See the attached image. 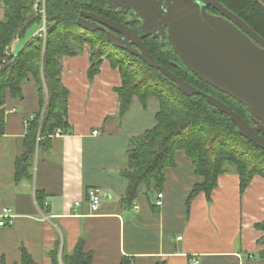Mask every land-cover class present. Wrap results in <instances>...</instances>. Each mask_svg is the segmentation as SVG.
<instances>
[{
	"label": "crops",
	"instance_id": "0c3cea01",
	"mask_svg": "<svg viewBox=\"0 0 264 264\" xmlns=\"http://www.w3.org/2000/svg\"><path fill=\"white\" fill-rule=\"evenodd\" d=\"M22 45L15 39L9 49L16 53ZM88 55L84 45L79 54L62 58L70 133L54 136L47 151L35 148L31 179L16 181L14 170L24 147L23 119L39 109L33 79L22 83L21 99L8 95L5 100L0 212L9 208L13 218L0 226V264H18L23 250L35 263L51 264V250L70 253L80 240L92 255L91 264H119L122 257L131 264H189L192 259L198 264H264L257 256L264 250V231L255 226L264 223V178L259 175L240 193L238 174L229 168L218 177L211 200L201 192L187 208L199 177L179 150L175 165L165 170L160 205L152 209L155 194L143 192L131 206L121 205L129 139L153 125L157 104L150 100L143 108L133 99L118 117L114 88L120 85L119 72L103 60L90 79ZM90 187L101 190L96 212L89 207ZM39 205L48 219H41Z\"/></svg>",
	"mask_w": 264,
	"mask_h": 264
},
{
	"label": "trees",
	"instance_id": "16d2710c",
	"mask_svg": "<svg viewBox=\"0 0 264 264\" xmlns=\"http://www.w3.org/2000/svg\"><path fill=\"white\" fill-rule=\"evenodd\" d=\"M33 2L0 0L3 9L0 18V129L4 125L7 96L21 99L24 81L33 79L35 82L39 104L26 127L23 150L15 160L16 181L32 178L30 167L35 148L47 151L57 128L62 135L70 133L68 90L61 82L62 58L79 54L84 45L89 48L87 75L90 79L100 71L103 60L119 72L120 85L114 88L118 117L125 114L133 99L143 108L150 100L157 104L153 125L129 139L127 167L121 171L126 181L120 199L122 206H131L141 192L156 196L165 182V170L175 165V154L179 150L190 159L194 173L199 177L189 192L187 208L198 193L203 192L207 200H211L218 177L229 167L238 174L240 193L254 176L264 178V150L242 136L225 113L213 109L204 94L220 99L250 122L252 118L247 108L191 73L169 43L162 45L159 38L150 35L142 37L157 64L197 88L201 94H185L159 69L149 66L133 51L114 45L107 37L106 27L89 29L78 25L83 10L116 19L107 0H46L44 40L31 31L41 25L40 17L33 12ZM220 2L264 39L262 5L255 0ZM15 39L23 41V45L12 53L9 46ZM35 197L37 202H42L38 191H35ZM156 206L155 202L151 203L152 209ZM255 226L264 231V223ZM260 241L264 243V236ZM49 255L51 264L92 262V255L84 251L82 240L70 253L55 248ZM257 256L264 261V250ZM18 264L37 263L23 250ZM119 264L131 263L129 258L122 257Z\"/></svg>",
	"mask_w": 264,
	"mask_h": 264
},
{
	"label": "water",
	"instance_id": "95a60500",
	"mask_svg": "<svg viewBox=\"0 0 264 264\" xmlns=\"http://www.w3.org/2000/svg\"><path fill=\"white\" fill-rule=\"evenodd\" d=\"M152 1L155 13L156 3ZM201 1L202 4L199 0H174L167 6L161 22L168 27L166 39L191 73L247 108L255 126L220 99L204 94L213 109L225 113L242 136L264 150V39L219 0ZM206 4L212 5L221 16L207 12L204 9ZM133 7L144 19L139 29L145 34H138L125 24L90 12H84L77 23L92 29L86 24L88 19L96 26L106 27L107 37L114 45L133 51L149 66L159 69L185 94H201L152 58L140 36L149 35L146 33L156 29L149 25L152 6L147 0H139Z\"/></svg>",
	"mask_w": 264,
	"mask_h": 264
},
{
	"label": "flooded vegetation",
	"instance_id": "af4514ba",
	"mask_svg": "<svg viewBox=\"0 0 264 264\" xmlns=\"http://www.w3.org/2000/svg\"><path fill=\"white\" fill-rule=\"evenodd\" d=\"M136 1H139V0H117V2H110L107 0V3L109 4L110 8L113 9V11L116 13V15H115L116 19H112L110 17H106V18H110L114 21L125 24L130 29L137 31L138 34H145L144 31H141L139 29L140 25L142 24L141 21H144V19L141 16V14L139 13V11L133 7V4ZM150 1L151 0H147V2L152 6L151 10L153 9L152 10L153 14H152L151 22L149 23V25L151 27H155L156 29L154 32L152 31V32L146 33V34H149L151 37H154V38H159V40L161 41V44L165 45V42L168 43V41L166 39L168 27L161 22H162V20H164L163 16L166 14L167 6L170 3H172L174 0H153L152 2L156 3L155 13H154L153 4ZM199 2L201 4L203 3L201 0H199ZM219 2H220V0H219ZM224 7L227 8L226 6H224ZM204 9L214 16H221L220 12L217 9H215L212 5L206 4V5H204ZM84 12H90V13H94V14L99 15V16H104V15L99 14V13L83 10L81 12L82 18L84 16L83 15ZM223 18L227 19L224 16H223ZM86 24L89 25L92 29L97 28V27L103 28V27H101V25L96 26L91 20H88V19H86ZM113 33H115L117 36H119V33H116V32H113ZM140 36L142 39L143 35H140ZM142 42H143V39H142ZM143 44H144V42H143ZM131 47L136 48L132 45H131ZM250 122L252 123V125L255 126L254 120H251Z\"/></svg>",
	"mask_w": 264,
	"mask_h": 264
},
{
	"label": "built area",
	"instance_id": "2783aa9c",
	"mask_svg": "<svg viewBox=\"0 0 264 264\" xmlns=\"http://www.w3.org/2000/svg\"><path fill=\"white\" fill-rule=\"evenodd\" d=\"M257 2L260 3L264 7V0H256ZM33 12L35 15L39 16L41 19V25L39 26L37 33L38 35L43 37V40L45 38L46 34V26H45V21H46V0H34L33 2ZM33 115L28 116L23 119V124L25 127L29 124L30 120H32ZM96 132V131H95ZM55 136H60L62 135V132L59 128L56 129L55 131ZM87 196H88V201H89V207L92 212H96L101 204V190L98 187H90L87 191ZM161 197L162 193L160 191L157 192L156 198L157 200L155 201L156 205L161 204ZM45 205V204H44ZM42 206H37V209L39 210V215L42 220L48 219L47 216L44 215V213L41 211ZM13 218V214L10 212L9 208H3L2 211L0 212V226H5L7 223H11V219ZM180 238V237H178ZM189 264H198V261L196 259L190 260Z\"/></svg>",
	"mask_w": 264,
	"mask_h": 264
},
{
	"label": "rangeland",
	"instance_id": "374dc122",
	"mask_svg": "<svg viewBox=\"0 0 264 264\" xmlns=\"http://www.w3.org/2000/svg\"><path fill=\"white\" fill-rule=\"evenodd\" d=\"M256 1V0H255ZM259 3V2H258ZM260 4V3H259ZM1 14H3V9H2V5H0V16ZM39 27H34L33 29H31L32 33L34 34L35 30L37 31ZM142 31V30H141ZM232 168V167H229ZM229 170V169H228Z\"/></svg>",
	"mask_w": 264,
	"mask_h": 264
}]
</instances>
